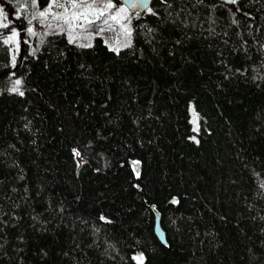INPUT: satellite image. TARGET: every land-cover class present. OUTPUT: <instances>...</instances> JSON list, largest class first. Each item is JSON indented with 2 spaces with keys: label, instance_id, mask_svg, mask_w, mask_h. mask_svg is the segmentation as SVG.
<instances>
[{
  "label": "trees",
  "instance_id": "obj_1",
  "mask_svg": "<svg viewBox=\"0 0 264 264\" xmlns=\"http://www.w3.org/2000/svg\"><path fill=\"white\" fill-rule=\"evenodd\" d=\"M149 8L119 54L0 40V264H264V0Z\"/></svg>",
  "mask_w": 264,
  "mask_h": 264
},
{
  "label": "rangeland",
  "instance_id": "obj_2",
  "mask_svg": "<svg viewBox=\"0 0 264 264\" xmlns=\"http://www.w3.org/2000/svg\"><path fill=\"white\" fill-rule=\"evenodd\" d=\"M11 2L13 4V12L10 11L12 8ZM72 2L77 3L80 7L76 9L72 8ZM108 0H56L55 4H52L51 11L48 13L46 18H41L38 16L40 11H46L48 7L44 9H39L37 4L36 7H33V0H22V2L17 4L16 0H0V9L3 11L0 12V30L2 31L5 28L3 25L10 26L12 28H16L20 23V17L28 18V21L31 20V24H27L28 28H32L35 35H32L26 30L22 31H14L10 34H2L0 31V40L3 41L8 39V37L13 36L15 33L14 39L10 40L8 43H4L3 46H10V54L12 61L14 63L16 59L23 54V50L25 44L28 45V50L30 53H34L38 48V44L44 35L48 33H66L68 36L71 34L76 37L74 43L80 45H88L91 46L94 44L97 38H101L106 45L109 46L110 49H119V51L129 43L131 44V15L132 13L122 4L116 5L117 8L123 7L125 8V12L121 14L122 17H126L125 19H120V22L117 23L115 21L109 20L111 24V28L107 25L103 24V21L108 19L110 15L116 12V8L110 9L104 13V15L100 16L98 20H93L91 24H84L82 19L73 20L72 13L75 12L77 14L84 11V4H93V9H88L89 18H91L90 14L93 10H100L103 3H107ZM114 4L115 1L112 0ZM60 3L65 4V8H67V12L65 8H61L58 5ZM11 5V6H10ZM56 15H62L68 18V22L66 23L64 20H57L55 18ZM33 17H37L33 19ZM121 25L127 26L130 29V35L124 31V28ZM71 26V28H70ZM98 28H102V31H98ZM6 47V48H7ZM15 80L11 86L9 87L11 90L13 88H17L18 90L21 88V81L19 80V84L16 83ZM192 113V123L193 127L197 129V118L194 112L193 107L191 108Z\"/></svg>",
  "mask_w": 264,
  "mask_h": 264
},
{
  "label": "snow or ice",
  "instance_id": "obj_3",
  "mask_svg": "<svg viewBox=\"0 0 264 264\" xmlns=\"http://www.w3.org/2000/svg\"><path fill=\"white\" fill-rule=\"evenodd\" d=\"M149 2H150V0H140V3L147 9V11H151V9L147 7ZM229 2L235 4L237 2V0H229ZM55 3H56V0H51V4L48 6L47 10L46 11H40L38 13V16L41 18H46L48 13L51 11L52 4H55ZM32 6L36 7V0H33ZM58 6L61 8H65L64 3H60ZM71 6L73 9L80 7V5H78L75 2H72ZM132 6L134 8H136V7H139L140 4L134 3ZM83 7H84V11H82L81 13H79V14H77L75 12L72 13V19L73 20L82 19L84 24H91L93 22V20H98L100 16L104 15L105 12H107L108 10L113 9V8H116V12L114 14L110 15L108 19L103 21L104 25H107L109 28H111V24L109 23V20L119 23L120 19L126 18V17L121 16V14L125 12V8H123V7L117 8L116 4H114L112 2V0H108L107 3H103L100 10H93L90 14L91 18H89L88 9H93L94 5L93 4H84ZM2 11L3 10L0 9V12H2ZM65 11L67 12V8H65ZM36 18L37 17H33V19H36ZM55 18L57 20H64L66 23L68 22V18L65 16H62V15H56ZM28 23L31 24V20H29ZM3 26L7 27L6 24ZM121 27L124 28V31L130 35V29L127 28V26L121 25ZM70 28H71V26H70ZM102 30H103L102 28H98V31H102ZM27 31L29 33H31L32 35L36 34L35 32H33L32 28H28ZM14 37H15V33L13 34V36H10V37H8V39L4 40V43H8L10 40L14 39ZM75 39H76V37L72 36L71 34L68 35V42L69 43H73ZM129 45H130V41L125 46H129ZM78 46L79 47H86V46L91 47V44H88V45L80 44ZM112 50L116 51L117 54H119V49H112ZM16 83L19 84V81H16ZM12 90L13 91H19L17 88H13ZM19 94L23 95L22 92H20ZM262 187H264V184H262ZM102 219H103V217H102ZM137 259L142 260L143 257L141 256V257H138Z\"/></svg>",
  "mask_w": 264,
  "mask_h": 264
},
{
  "label": "water",
  "instance_id": "obj_4",
  "mask_svg": "<svg viewBox=\"0 0 264 264\" xmlns=\"http://www.w3.org/2000/svg\"><path fill=\"white\" fill-rule=\"evenodd\" d=\"M122 1V4L131 12V13H137V12H144L146 11L147 9L140 3V0H121ZM225 3H230L229 0H221ZM239 1V0H237ZM153 0H150V2L148 3L147 7L149 8L152 4ZM140 4L139 7H136L134 8L132 5L133 4ZM137 168L139 169L140 167L137 166ZM175 200H172L171 202H173ZM154 209V207H153ZM155 211V228H154V231H155V234L157 236V238L164 244V245H168V242H167V237H166V232L164 231L163 227H162V224H161V214L156 211Z\"/></svg>",
  "mask_w": 264,
  "mask_h": 264
}]
</instances>
